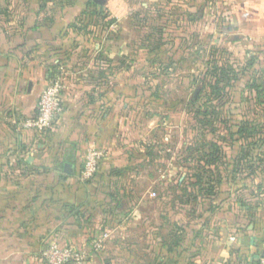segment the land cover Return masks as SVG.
Listing matches in <instances>:
<instances>
[{
	"label": "crops",
	"instance_id": "1",
	"mask_svg": "<svg viewBox=\"0 0 264 264\" xmlns=\"http://www.w3.org/2000/svg\"><path fill=\"white\" fill-rule=\"evenodd\" d=\"M89 1L0 0V264H45L40 256L47 246L83 248L106 231L111 239L88 264H260L264 225L222 216L211 262L197 254L123 252L117 244L146 240L145 225L133 220L142 204L132 206L129 190L130 181L142 178L132 166L135 157L142 161L136 153H142L146 129L134 116V86L191 55L185 43L197 36L194 21L213 38L214 14L228 22L217 27L220 40L230 34L237 50L264 54V0ZM162 9L175 22L161 24ZM176 23L180 29L171 27ZM61 73L67 76L64 112L40 137L22 124ZM92 147L107 150L108 159L87 182L81 171ZM135 230L140 235L131 239Z\"/></svg>",
	"mask_w": 264,
	"mask_h": 264
},
{
	"label": "rangeland",
	"instance_id": "2",
	"mask_svg": "<svg viewBox=\"0 0 264 264\" xmlns=\"http://www.w3.org/2000/svg\"><path fill=\"white\" fill-rule=\"evenodd\" d=\"M161 11V24L175 22L171 11ZM213 17V38L204 33V23L194 21L197 36L185 43L191 55L160 78L134 86V116L146 129L142 153H136L142 161L135 157L132 166L142 178L130 181L129 190L132 206L142 204L133 220L145 225L146 240L139 246L118 240L123 252L164 255L186 239L199 260L211 262L212 243L222 237L221 213L264 225V54L237 50L230 34L220 40L217 27L228 22ZM216 77L220 86H211ZM136 231L131 239L140 235Z\"/></svg>",
	"mask_w": 264,
	"mask_h": 264
},
{
	"label": "built area",
	"instance_id": "3",
	"mask_svg": "<svg viewBox=\"0 0 264 264\" xmlns=\"http://www.w3.org/2000/svg\"><path fill=\"white\" fill-rule=\"evenodd\" d=\"M63 74H56L42 90L35 109V115L23 122V127L37 131L38 136H44L52 130L61 119L64 106L62 92L66 89ZM108 157V152L99 147L89 148L83 158L81 178L88 181L98 172L102 161ZM156 196V194H154ZM111 239V231L102 232L83 248L75 246L61 247L58 244L47 246L41 252V260L45 264H88L94 254L100 253ZM235 238L232 237L231 241ZM260 264H264V259Z\"/></svg>",
	"mask_w": 264,
	"mask_h": 264
},
{
	"label": "trees",
	"instance_id": "4",
	"mask_svg": "<svg viewBox=\"0 0 264 264\" xmlns=\"http://www.w3.org/2000/svg\"><path fill=\"white\" fill-rule=\"evenodd\" d=\"M92 4V1L90 0L89 1V3H88V5H91ZM100 12V8H98V6L97 5H95V7H94V14H97V13H99ZM221 70V72H225L224 70H225V68H222V69H220ZM218 79H217V77H216V83L215 84H211V86L212 85H219L220 86V82H218L217 81ZM221 81V80H220ZM223 91H224V89H223ZM216 93H218V92H215V94ZM240 131H243V129L241 130V126H240ZM47 134V133H46ZM106 159H108V157L107 158H105L103 161H102V164H101V166H100V168H99V170H98V172L94 175V177L92 178V179H90V180H88L87 182H90V181H92L94 178H95V176H97L100 172H101V170H102V166H103V164L105 163V161H106ZM112 173H118V172H116V170H114ZM111 173V174H112ZM212 211H215V209H213ZM224 219H226L229 223H231V222H234V220H243L242 222L243 223H245L246 221L244 220V218L243 217H238V216H235V215H232L230 212H223V213H221L220 214ZM250 223L251 224H254L255 226H256V224H257V222H255V221H250ZM168 256H187V255H192V254H195L196 252H197V249L195 248V246H194V244H192V242L191 241H189V240H177L176 242H174L173 244H171V246H169V248H168ZM166 264V263H165Z\"/></svg>",
	"mask_w": 264,
	"mask_h": 264
},
{
	"label": "water",
	"instance_id": "5",
	"mask_svg": "<svg viewBox=\"0 0 264 264\" xmlns=\"http://www.w3.org/2000/svg\"><path fill=\"white\" fill-rule=\"evenodd\" d=\"M95 3H102V0H93Z\"/></svg>",
	"mask_w": 264,
	"mask_h": 264
}]
</instances>
